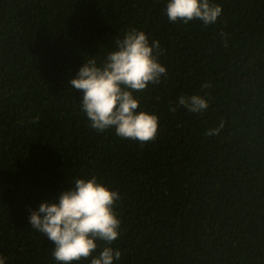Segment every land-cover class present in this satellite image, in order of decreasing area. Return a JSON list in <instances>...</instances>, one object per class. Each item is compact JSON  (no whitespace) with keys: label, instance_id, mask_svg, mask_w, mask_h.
<instances>
[{"label":"trees","instance_id":"16d2710c","mask_svg":"<svg viewBox=\"0 0 264 264\" xmlns=\"http://www.w3.org/2000/svg\"><path fill=\"white\" fill-rule=\"evenodd\" d=\"M167 2L0 0L5 264H59L30 210L92 176L121 197L120 236L97 241L93 256L108 246L121 253L114 264H264V0H210L222 12L207 26L170 22ZM130 28L159 42L167 70L133 93L138 111L158 117L156 139L144 144L92 128L69 83ZM193 94L208 100L206 111L169 110Z\"/></svg>","mask_w":264,"mask_h":264},{"label":"clouds","instance_id":"9594fccd","mask_svg":"<svg viewBox=\"0 0 264 264\" xmlns=\"http://www.w3.org/2000/svg\"><path fill=\"white\" fill-rule=\"evenodd\" d=\"M165 11L172 23L187 24L198 19L207 26L217 21L222 8L210 0H168ZM116 45L102 64L98 65L94 59L85 62L69 83L83 93L81 108L92 128L98 132L114 128L117 136L141 144L154 141L158 117L138 111L139 97H134L133 93L143 92L149 84H159L161 77L167 76L166 67L158 62L163 51L158 41L149 43L145 32L136 28H130ZM208 87L210 83L202 85V88ZM177 107L203 113L209 102L196 94L180 95L176 106L169 110L175 112ZM224 126L221 120L206 135H216ZM120 199L117 190H110L98 182L96 176L77 178L70 189L60 193L58 200L42 201L37 209L30 210V226L53 242L52 256L59 264L89 258L90 264H114V260L120 258L119 250L105 246L98 255L93 256V253L98 248L97 241L111 244L119 238L121 220L114 205ZM0 264H5L3 256H0Z\"/></svg>","mask_w":264,"mask_h":264}]
</instances>
